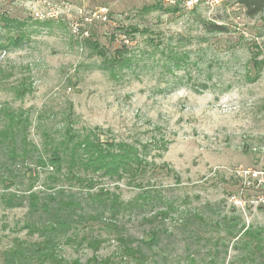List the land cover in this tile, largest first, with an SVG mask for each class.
Returning a JSON list of instances; mask_svg holds the SVG:
<instances>
[{
	"label": "rangeland",
	"instance_id": "obj_1",
	"mask_svg": "<svg viewBox=\"0 0 264 264\" xmlns=\"http://www.w3.org/2000/svg\"><path fill=\"white\" fill-rule=\"evenodd\" d=\"M174 1L175 11L166 0H52L56 12L42 20L34 0H0V105L30 115L29 137L38 145L69 123L99 127L103 139L147 145L150 162L174 172L145 184L171 195L186 215L156 224L124 218V232L141 238L160 226L180 264H260L229 230L264 232V14L249 18L231 0H199L191 8ZM207 22L226 30L210 32ZM18 36L21 42L10 41ZM175 55L180 66H173ZM248 70L263 71L249 81ZM22 84L28 89L18 96L14 88ZM25 166L0 183V264L6 249L42 239L28 227L29 201L9 207L3 194L84 190L51 182V169ZM99 188L123 200L139 192L108 179L98 180ZM195 211L205 221L190 215ZM223 216L230 226L211 225ZM81 226L79 237L105 241L95 252L62 240L69 264H96V255L136 264L122 259L118 240L100 224Z\"/></svg>",
	"mask_w": 264,
	"mask_h": 264
},
{
	"label": "trees",
	"instance_id": "obj_2",
	"mask_svg": "<svg viewBox=\"0 0 264 264\" xmlns=\"http://www.w3.org/2000/svg\"><path fill=\"white\" fill-rule=\"evenodd\" d=\"M231 1L240 5L249 18L264 14V0ZM166 9L175 11L178 6L173 4ZM205 24L210 32L226 30L224 25L216 22ZM21 39L18 36L10 41L19 43ZM172 58L173 66H180L183 61L179 55ZM122 62L128 65L131 59ZM262 71L248 70L245 77L249 81H255L261 77ZM27 89L24 84L14 88L18 96L25 95ZM30 125V115L22 108L0 105V183L16 178V172L21 171L25 165H33L35 169L28 170L35 171L37 167L51 169L52 173L48 177L53 183L67 182L71 186L83 187L84 190L61 186L50 193L31 191L25 198L14 192L3 194L2 200L9 207L23 206L25 199L29 201V218L33 221L29 222L28 227L30 232L39 233L42 237L40 241L20 242L6 249L4 264H69L60 253L59 244L62 240L77 242L96 252L105 240L85 235L79 237L78 232L81 225L88 226L92 222L100 224L107 233L116 237L122 259L133 260L136 264H172L178 260L169 249L171 244L165 242L166 230H162L160 226L154 225L147 237L137 238L128 232L127 227L124 232L121 223L125 218L144 219L156 224L164 222L174 213L181 216L187 213L186 209L176 206L175 199L156 184H145L148 179H158L159 174L173 172L167 166L164 167L167 168L165 172L162 167L150 162L147 145L138 146L124 140L103 139L99 127L75 128L71 123L56 134L47 131L42 145H38L29 137ZM100 179L125 182L126 185L139 189V192L134 198L123 200L121 193L107 188L95 191V184ZM31 189L32 187L28 191ZM190 215L205 221L197 211ZM222 223L231 225L226 216L213 220L211 225L218 226ZM233 226L237 227L235 224ZM231 230L229 233L233 238L243 240L249 255H254L256 259L261 257L257 261L264 264L263 230L246 229L245 226ZM186 248L187 257L195 262L196 256L190 250V245ZM94 258L96 264H116L111 257L99 258L96 255ZM74 263L80 264V261L77 259ZM176 264H180V261Z\"/></svg>",
	"mask_w": 264,
	"mask_h": 264
},
{
	"label": "built area",
	"instance_id": "obj_3",
	"mask_svg": "<svg viewBox=\"0 0 264 264\" xmlns=\"http://www.w3.org/2000/svg\"><path fill=\"white\" fill-rule=\"evenodd\" d=\"M184 2V5L188 8L193 7L199 0H182ZM36 4H38V8L34 10V15L38 19L44 20V18H49L54 15H52L51 12H56V7L53 5L52 0H34ZM168 4H175L176 2L174 0H166ZM104 11V10H103ZM48 12V13H47Z\"/></svg>",
	"mask_w": 264,
	"mask_h": 264
}]
</instances>
